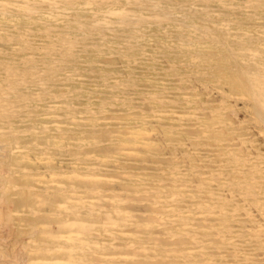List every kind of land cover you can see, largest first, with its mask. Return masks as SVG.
I'll return each instance as SVG.
<instances>
[{"label":"bare ground","instance_id":"bare-ground-1","mask_svg":"<svg viewBox=\"0 0 264 264\" xmlns=\"http://www.w3.org/2000/svg\"><path fill=\"white\" fill-rule=\"evenodd\" d=\"M0 264H264V0H0Z\"/></svg>","mask_w":264,"mask_h":264}]
</instances>
